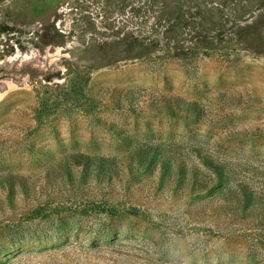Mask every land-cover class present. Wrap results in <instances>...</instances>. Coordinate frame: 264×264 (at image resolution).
<instances>
[{
  "label": "rangeland",
  "instance_id": "1",
  "mask_svg": "<svg viewBox=\"0 0 264 264\" xmlns=\"http://www.w3.org/2000/svg\"><path fill=\"white\" fill-rule=\"evenodd\" d=\"M4 82L0 264H264V0H0Z\"/></svg>",
  "mask_w": 264,
  "mask_h": 264
},
{
  "label": "bare ground",
  "instance_id": "2",
  "mask_svg": "<svg viewBox=\"0 0 264 264\" xmlns=\"http://www.w3.org/2000/svg\"><path fill=\"white\" fill-rule=\"evenodd\" d=\"M11 59H14V58L12 57ZM25 59H28L27 55L25 56ZM5 89H7V83L6 82H4V84H3V86H2V88L0 90L4 92Z\"/></svg>",
  "mask_w": 264,
  "mask_h": 264
},
{
  "label": "water",
  "instance_id": "3",
  "mask_svg": "<svg viewBox=\"0 0 264 264\" xmlns=\"http://www.w3.org/2000/svg\"><path fill=\"white\" fill-rule=\"evenodd\" d=\"M0 109H14V108H10V107H7V106L0 105Z\"/></svg>",
  "mask_w": 264,
  "mask_h": 264
}]
</instances>
